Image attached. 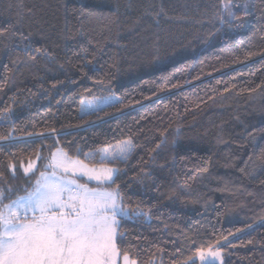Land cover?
<instances>
[{
	"label": "trees",
	"instance_id": "16d2710c",
	"mask_svg": "<svg viewBox=\"0 0 264 264\" xmlns=\"http://www.w3.org/2000/svg\"><path fill=\"white\" fill-rule=\"evenodd\" d=\"M0 137L5 203L34 190L28 163L51 172L59 149L101 167L131 138L104 165L127 213L119 257L198 264L211 246L264 264V0H0Z\"/></svg>",
	"mask_w": 264,
	"mask_h": 264
},
{
	"label": "snow or ice",
	"instance_id": "6c2138e0",
	"mask_svg": "<svg viewBox=\"0 0 264 264\" xmlns=\"http://www.w3.org/2000/svg\"><path fill=\"white\" fill-rule=\"evenodd\" d=\"M225 11L234 16L227 7ZM89 107L95 109L98 105ZM133 147L129 138L118 146V153L103 150L99 171L59 149L50 156L51 172L40 171L35 161L23 167V175L35 179L34 190L28 196L5 203L12 189H0V264H116L121 218L127 213L117 183L118 169L104 165L107 161L127 160ZM9 168L16 178V166ZM56 169L73 174L79 171L104 187L90 188L87 183L65 179L57 175ZM196 255L205 261L208 257L219 258L221 253L208 246L207 252L199 248ZM123 259L124 264H136L127 254ZM191 264H196L194 259Z\"/></svg>",
	"mask_w": 264,
	"mask_h": 264
},
{
	"label": "rangeland",
	"instance_id": "374dc122",
	"mask_svg": "<svg viewBox=\"0 0 264 264\" xmlns=\"http://www.w3.org/2000/svg\"><path fill=\"white\" fill-rule=\"evenodd\" d=\"M108 97H110L111 99L110 100H105V98H108ZM116 99H117V96L114 95V94L104 96L103 98L93 97L92 99H83L81 101V103H80L81 105H80V109H79V115H83L85 113L93 112L96 109H100V108L104 107V105L114 103V101ZM90 104L91 105H98V107H96L95 109H93V108L89 107ZM119 145H121V144H118L116 148L109 149L108 152L109 153H111V152H117L118 153V146ZM103 156H104V154H103ZM95 168L99 171V169L101 167H95ZM56 173H57V175H63L65 179H74L77 182H79L77 180L78 178H82L84 181H88V182H92V183H96V184L97 183H102V182H98L96 180H89L87 177L81 176L80 173H79V171H77L75 174H73L72 172L62 173L61 170L56 169ZM79 183H81V182H79ZM23 197H26V196H23ZM23 197H20V198H23ZM213 250L216 251L217 249H213ZM205 252H207V250H205ZM220 260H222V253H221V255H220L219 258L208 257L207 260H205V261H201L200 258H199V256H197L198 264H209V262L219 264L220 263ZM116 264H124L123 257H119L118 256L117 259H116Z\"/></svg>",
	"mask_w": 264,
	"mask_h": 264
}]
</instances>
